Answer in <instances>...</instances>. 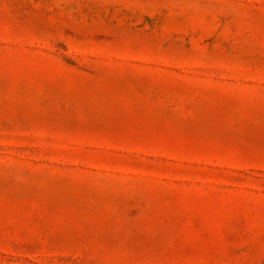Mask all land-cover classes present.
Returning <instances> with one entry per match:
<instances>
[{
  "label": "rangeland",
  "instance_id": "1",
  "mask_svg": "<svg viewBox=\"0 0 264 264\" xmlns=\"http://www.w3.org/2000/svg\"><path fill=\"white\" fill-rule=\"evenodd\" d=\"M0 264H264V0H0Z\"/></svg>",
  "mask_w": 264,
  "mask_h": 264
}]
</instances>
